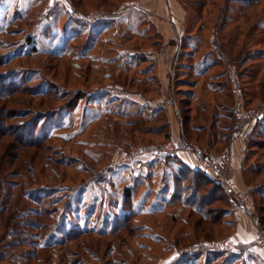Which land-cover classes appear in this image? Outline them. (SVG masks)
Masks as SVG:
<instances>
[{"label":"rangeland","instance_id":"374dc122","mask_svg":"<svg viewBox=\"0 0 264 264\" xmlns=\"http://www.w3.org/2000/svg\"><path fill=\"white\" fill-rule=\"evenodd\" d=\"M179 2L192 67L174 81L196 88L164 95L175 119H188L174 141L167 108L151 114L143 100L159 98L144 73L159 38L134 11L139 0H0V203L40 227L19 230L24 245L1 228L0 264H264V125L241 156V179L229 139L214 143L225 127L264 116V0ZM113 10L116 24L86 41L83 16ZM221 72L213 97L207 87ZM167 143L174 150L153 159ZM182 150L198 170L199 153L216 156L237 196L190 166L175 182Z\"/></svg>","mask_w":264,"mask_h":264},{"label":"crops","instance_id":"0c3cea01","mask_svg":"<svg viewBox=\"0 0 264 264\" xmlns=\"http://www.w3.org/2000/svg\"><path fill=\"white\" fill-rule=\"evenodd\" d=\"M139 2L141 3V6L139 7V9H136L134 11L139 12L137 16H139L141 20L147 21V24L150 25L155 32H157L156 34L159 38L153 44V49L148 52L151 56H153V58L157 57V59L154 60V63H152L150 66H146L149 69L147 68L146 71L144 70V73H148V79H151L154 84L160 86V89H158L157 93L159 94V98H146L143 100L147 103V108H152L151 114L156 112L154 108L157 107L158 104H161V109L165 110V108H167V110L169 111H167V125L169 127V133L171 134V139L177 141L178 139H181L182 131H184V128L186 129L187 123L185 122L188 119H175L174 114H172L170 111L171 101H169V99L167 100L164 95L166 93L169 95V91H172V93L174 92L180 94H190L191 92H188L190 91L188 90V87H190L191 89L196 88V86L193 87L195 83L190 84L189 82H186V85H183L185 88H182L183 86L180 85L182 84V81H174L175 71L179 73L182 67H192L191 64L186 63L187 61L191 60L190 58H188V56H192L190 55V47L188 44V40H190V35L192 34H189L187 11L182 6L181 2H179V0H139ZM67 11L73 16V23H77V21L79 20V11H77L73 5L72 7H68ZM121 14L122 13H120V10H113L110 15L103 13L98 15L87 13L83 16V18L88 22L90 21L91 24H95L94 29L97 28V35L98 37H101L103 34H105L108 23H110L111 21L112 24L114 23L115 25V22H117ZM156 44H160L159 46L162 45V47L166 48V54L164 56H154L160 50H158ZM185 56H187L186 59L184 58ZM223 73L224 72L215 74L217 80L213 81H216L218 83L215 84V86L217 87L215 89L216 91L209 89H214V86H212L213 82H209L208 84L207 90L211 92V95L213 97L218 96L223 92V88H221L223 84L221 80L222 77L220 78ZM200 75H202V73H200ZM244 75L247 76V74L244 73L241 79L242 81L246 78L244 77ZM163 103L165 104L164 107H162ZM220 106L221 104L217 103L216 107L220 109ZM231 115L233 116V114ZM262 122H264V116H259L258 118L254 119L253 124L251 126H248V128V123H245V125L242 123L241 125H239V127L230 129L229 132L227 131L228 127H225L226 132H224L222 136L218 137L214 142L216 145H218L220 143H223L224 140L229 139L228 143L233 150L234 157L232 161V169L234 171V177L236 180L237 177H240V172L242 171L241 169L243 162L241 160V156L244 155L245 150L248 151L252 146H254L252 145L253 143L256 144V142L258 141L257 139H261V135H259L260 131V133L264 134V130H260L261 125H264L262 124ZM194 129L201 131L203 130V126H196L194 127ZM258 129L260 130L259 132H257ZM177 158L181 160V162H183L185 165L190 166L194 170H197V168L194 166L196 162L195 158H193V155L189 152H185L184 150L178 151ZM237 174L239 176H237Z\"/></svg>","mask_w":264,"mask_h":264},{"label":"trees","instance_id":"16d2710c","mask_svg":"<svg viewBox=\"0 0 264 264\" xmlns=\"http://www.w3.org/2000/svg\"><path fill=\"white\" fill-rule=\"evenodd\" d=\"M67 15L69 17L72 16L67 10ZM70 18V17H69ZM69 18L67 19L69 21ZM70 21L73 23V16L71 17ZM95 24H90L89 27H88V34H87V40L90 38V34H91V31L95 28L94 27ZM93 27V28H92ZM97 34V31L95 32V35ZM30 44L34 45L33 44V41H29ZM35 46V45H34ZM85 47V46H84ZM83 47V48H84ZM89 106V105H87ZM169 156V155H168ZM166 156V157H168ZM178 163H179V166L175 169L176 171L172 173V176H173V180H175V182L177 181V179H179L182 174L184 173V171H187V170H190L188 168L187 165H185L183 162H181V160L178 159ZM167 166H169V163L167 164ZM195 172L193 173H199L201 174V176L203 177L204 180H206L207 182H210L211 184H213V186L215 187H220L219 184H216L215 182L209 180L203 173L202 170H194ZM174 187L177 188V184L174 183L173 184ZM3 194L4 191L0 189V194ZM130 194H131V190L128 189L127 187L124 189V195L125 197H130ZM43 212L41 214H36V215H42ZM202 214V212H201ZM6 215V216H5ZM206 215V214H205ZM32 221H29L28 219H26L23 215V213H20L18 212V208H16V206L14 205L13 202H8L7 205L4 203H0V230L1 228L2 229H5L7 226H11V230H9V232H11V237L15 238V239H18L17 241L19 243H22L23 240H25V238L27 237V233H21L19 230L22 229H30V228H40L39 226H37L38 224L37 223H34ZM14 231V232H13ZM26 243V242H25ZM25 243H22L23 245ZM5 258V257H0V261Z\"/></svg>","mask_w":264,"mask_h":264},{"label":"built area","instance_id":"2783aa9c","mask_svg":"<svg viewBox=\"0 0 264 264\" xmlns=\"http://www.w3.org/2000/svg\"><path fill=\"white\" fill-rule=\"evenodd\" d=\"M194 148V147H193ZM149 149V148H148ZM154 151V147L151 148ZM195 149V148H194ZM173 147L170 143L164 144L162 147H159L156 152L153 154V159H159V154L162 152L171 153L173 151ZM196 150V149H195ZM227 151L221 154L222 159L227 158ZM199 164L200 169L203 172H208L211 176L218 182L219 185L223 184L224 189L227 191L229 195L236 197L238 191L236 188L228 181H226L220 173V162L218 161L216 156L207 155L205 153H199ZM242 208H247L246 206L241 204Z\"/></svg>","mask_w":264,"mask_h":264},{"label":"water","instance_id":"95a60500","mask_svg":"<svg viewBox=\"0 0 264 264\" xmlns=\"http://www.w3.org/2000/svg\"><path fill=\"white\" fill-rule=\"evenodd\" d=\"M204 175L211 181L215 182L216 184H218V182L211 176L210 173L208 172H203ZM248 214H250L251 212L250 211H247ZM255 224L256 226H260V221L258 219H255ZM262 233V236H264V231H260Z\"/></svg>","mask_w":264,"mask_h":264}]
</instances>
